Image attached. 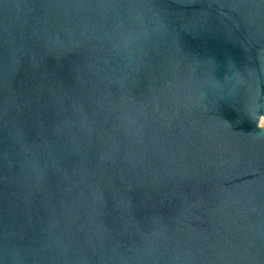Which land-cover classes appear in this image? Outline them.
Segmentation results:
<instances>
[{
    "label": "water",
    "instance_id": "obj_1",
    "mask_svg": "<svg viewBox=\"0 0 264 264\" xmlns=\"http://www.w3.org/2000/svg\"><path fill=\"white\" fill-rule=\"evenodd\" d=\"M264 0H0V264H264Z\"/></svg>",
    "mask_w": 264,
    "mask_h": 264
},
{
    "label": "rangeland",
    "instance_id": "obj_2",
    "mask_svg": "<svg viewBox=\"0 0 264 264\" xmlns=\"http://www.w3.org/2000/svg\"><path fill=\"white\" fill-rule=\"evenodd\" d=\"M258 126L260 128H264V117L260 118L259 122H258Z\"/></svg>",
    "mask_w": 264,
    "mask_h": 264
}]
</instances>
